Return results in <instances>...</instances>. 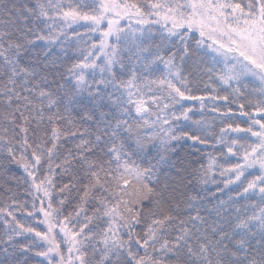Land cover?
Returning a JSON list of instances; mask_svg holds the SVG:
<instances>
[{
	"label": "snow or ice",
	"instance_id": "snow-or-ice-1",
	"mask_svg": "<svg viewBox=\"0 0 264 264\" xmlns=\"http://www.w3.org/2000/svg\"><path fill=\"white\" fill-rule=\"evenodd\" d=\"M0 181V264H264V0H0Z\"/></svg>",
	"mask_w": 264,
	"mask_h": 264
},
{
	"label": "trees",
	"instance_id": "trees-1",
	"mask_svg": "<svg viewBox=\"0 0 264 264\" xmlns=\"http://www.w3.org/2000/svg\"><path fill=\"white\" fill-rule=\"evenodd\" d=\"M80 31H83V29H80ZM199 118L200 117H199V114L198 113L193 117V119H199ZM207 118L208 119H211V115H209V117H207ZM236 122H241V120H237ZM221 126L222 125H221L220 121L217 119L215 121V124H214V130H215L216 133H219V128ZM230 135L233 136V137H235L236 134L231 133ZM190 143L191 142H189V144ZM200 148L202 150L199 153H196V150L195 149L189 148L188 147V144H185L184 147L182 149H180L179 155H180L181 158L194 159V160H197V161H199L201 163H206L207 162V153L209 151H211V149L204 148L203 146H200ZM189 153H194V155H191L190 156ZM197 166H199V165L197 164ZM11 168H12V171H11L10 175L16 176V177H21L23 175L22 169L18 168V166L12 165ZM250 171H253V170H250ZM254 174H256V173L254 172ZM251 178H252L251 176L248 177V179H251ZM65 179H67V178H65ZM216 179H217L218 182H221L219 184V187L223 188L222 180L224 178L223 177H220L219 174H217ZM0 183H3V181H0ZM216 187L217 186L216 185H213V184H209L208 185V188L211 189L212 191H215L216 190ZM230 187H235V186L233 185V186H230ZM18 194H19V198L20 199H22V200L23 199H28L26 193L24 192L23 186H21L18 189ZM232 194H234V193H231L228 190H225L222 195H223L224 198H226L228 195H232ZM0 198H3V194L2 193H0ZM17 216H18V218H21V214L18 213ZM39 230L44 231V230H46V227L43 226V225H41V226H39ZM19 239L21 240V242H24V238H19Z\"/></svg>",
	"mask_w": 264,
	"mask_h": 264
}]
</instances>
